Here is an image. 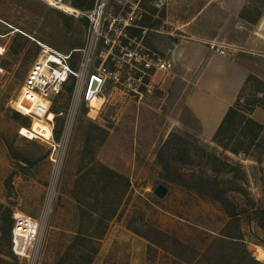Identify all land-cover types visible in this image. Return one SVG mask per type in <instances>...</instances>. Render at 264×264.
I'll list each match as a JSON object with an SVG mask.
<instances>
[{"label": "rangeland", "instance_id": "rangeland-1", "mask_svg": "<svg viewBox=\"0 0 264 264\" xmlns=\"http://www.w3.org/2000/svg\"><path fill=\"white\" fill-rule=\"evenodd\" d=\"M216 1L133 0L135 18L121 43L167 58L180 38L215 34L229 54L247 57L252 79L245 80L219 132L217 127L205 134L203 123L209 133L223 112H200L202 123L180 94L154 80V88L142 86L141 94L107 80L100 92L103 103L90 116L74 80L64 85L51 110L63 113L54 117L53 138L67 143L53 151L41 137L19 133L22 122L30 127L33 118L15 115L10 101L42 49L69 53L82 45L87 23L41 0H0V264L10 251L4 211H23L40 221L29 264L56 263L73 234L78 169L92 164L106 165L129 182L92 264H253L241 249L244 243L264 264V254H256L258 246L264 250V214L252 213L264 209V36L253 35L256 22L228 16ZM247 6L250 17L264 13V2ZM122 7L113 3L112 11L130 10ZM100 60L97 55L93 71ZM66 125L72 136L64 140ZM158 183L167 187L162 197L154 193ZM80 191L95 201L87 195L93 189ZM221 194L233 204L214 197Z\"/></svg>", "mask_w": 264, "mask_h": 264}, {"label": "built area", "instance_id": "built-area-1", "mask_svg": "<svg viewBox=\"0 0 264 264\" xmlns=\"http://www.w3.org/2000/svg\"><path fill=\"white\" fill-rule=\"evenodd\" d=\"M41 1L58 9H61L59 5L63 2L71 5L70 0ZM113 3H120L123 7L127 5L130 10L124 14L115 13L112 11ZM67 13L75 18L86 19L82 45L72 48L67 54L51 48L42 49L39 59L28 70L18 96L10 101V106L15 111L23 114L19 105L27 106L30 111L23 115L40 117L48 124L52 133L50 139L45 141L52 146L53 151L67 144L64 141L58 143L53 138L54 117L63 113L51 111L55 98L61 94L65 84L74 80L80 82L81 102L89 114L90 99L94 95L100 96L107 80L114 85L123 84L129 92L141 94L142 86L146 91L154 88L152 75L157 71L166 70L169 65L168 58L150 56L136 48L122 45V32L127 26L133 25L135 18L133 0H94L90 8L75 7L74 11ZM215 48L219 53H225L222 47ZM97 55L101 60L93 71ZM93 78L97 79V85L91 90ZM51 112L54 116L50 118ZM71 136L70 128L66 125L62 131V138L66 140ZM51 159L56 160L53 157ZM39 230L40 221L36 217L23 211L13 212L10 230L11 251L19 262L25 260L26 264H29L32 260Z\"/></svg>", "mask_w": 264, "mask_h": 264}, {"label": "crops", "instance_id": "crops-1", "mask_svg": "<svg viewBox=\"0 0 264 264\" xmlns=\"http://www.w3.org/2000/svg\"><path fill=\"white\" fill-rule=\"evenodd\" d=\"M212 1V0H209ZM255 1V0H254ZM260 1V0H259ZM261 2V1H260ZM220 9L227 11L228 16L240 18L247 23H255L253 35L264 36V13L258 12L254 17L248 16V5H254L250 0H218L215 2ZM211 39H200L186 36L177 40L170 51L169 65L166 70L157 75L155 72L152 80L159 83L163 90L170 89L179 95L184 107L192 112L200 121V112H225L229 110L236 100L239 90L251 71V66L245 61L242 54L236 52L221 54L215 46L221 48L223 44ZM264 38V37H263ZM234 45V43H228ZM238 51V50H235ZM250 53V52H246ZM220 116V117H221ZM219 118L209 133L203 123L205 134H212L219 126ZM209 127V125L207 124ZM100 263V261H99ZM97 263V264H99Z\"/></svg>", "mask_w": 264, "mask_h": 264}, {"label": "trees", "instance_id": "trees-1", "mask_svg": "<svg viewBox=\"0 0 264 264\" xmlns=\"http://www.w3.org/2000/svg\"><path fill=\"white\" fill-rule=\"evenodd\" d=\"M260 1L264 2V0ZM93 2L94 0H71V4L76 8H90L93 5ZM250 2L253 3L254 0H250ZM84 20L86 22V19ZM76 47H78L77 44L73 45L71 48ZM248 77L246 78V81L252 79V76L248 75ZM258 99L257 101L260 102L261 98ZM231 111L232 108L225 113L218 126L217 132L222 129L225 119ZM15 115L19 116L20 113L16 111ZM240 116V120H243L244 116ZM251 123L255 124L256 122ZM22 124L24 126V122H22ZM257 126L261 127L262 125L258 124ZM242 135L248 136V133L243 132ZM84 159L85 155L83 154L82 162ZM18 166L23 168L21 165ZM100 174L101 177H95V175ZM128 186V179L124 175L106 165H99L98 169L96 164H92L89 167L87 166V168H84L83 165L79 167L78 175L75 178V184L72 189V196L76 208L73 213L74 226L71 230L73 234L69 244L64 251L61 252L58 257L59 259L55 264H92L94 257L98 252L100 241L106 232L108 221L115 216L122 202L123 196L127 193ZM88 188L93 189V191L89 192L87 195L91 194L95 200L94 202L85 200L86 194L80 191H85ZM214 197L220 200L223 204H233V202L228 200L223 194ZM235 211L236 210L232 208L229 214L234 215L236 213ZM252 213L256 218H259L264 214V209H254L252 210ZM2 215L1 221L8 240V248L10 250L8 253L9 260H7L6 264H20L18 258L14 256L11 251L10 230L12 225V214L9 211H4ZM232 237L235 240H237L236 238H240L236 236ZM241 249L246 255H248L249 260L253 264H262L251 257L249 251L246 249L245 243L241 244Z\"/></svg>", "mask_w": 264, "mask_h": 264}, {"label": "bare ground", "instance_id": "bare-ground-1", "mask_svg": "<svg viewBox=\"0 0 264 264\" xmlns=\"http://www.w3.org/2000/svg\"><path fill=\"white\" fill-rule=\"evenodd\" d=\"M59 7L65 12L74 11V8H75L73 5H70L66 2H63L62 4H60ZM0 51H2V47H0ZM102 102H103L102 96L94 95L90 99V103H89V105L91 106V109L89 110L90 116H94L96 114ZM19 106H21L23 114L29 113L30 109L27 106H22L21 104ZM53 116L54 115L51 112L50 118ZM19 133L22 136H25L29 139L41 137L43 140H45V139H50L52 132H51V128L48 126V124H46L45 121H43L40 117L34 116L30 127L23 126V125L20 126ZM256 254L259 258L261 255L264 254V250L260 246H258Z\"/></svg>", "mask_w": 264, "mask_h": 264}, {"label": "water", "instance_id": "water-1", "mask_svg": "<svg viewBox=\"0 0 264 264\" xmlns=\"http://www.w3.org/2000/svg\"><path fill=\"white\" fill-rule=\"evenodd\" d=\"M263 30H264V26H263ZM96 85H97V79H96V78H93V80H92V85H91V90H92V89H95ZM166 192H167V187H166L164 184H162V183H158V184L155 186V188H154V193H155L156 195H158L159 197L164 196V194H165Z\"/></svg>", "mask_w": 264, "mask_h": 264}]
</instances>
